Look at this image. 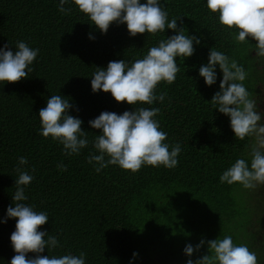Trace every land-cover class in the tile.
Here are the masks:
<instances>
[{
  "label": "trees",
  "instance_id": "obj_1",
  "mask_svg": "<svg viewBox=\"0 0 264 264\" xmlns=\"http://www.w3.org/2000/svg\"><path fill=\"white\" fill-rule=\"evenodd\" d=\"M160 3L169 22L182 17L178 27L200 43H194L191 57H177L180 72L175 82L157 86L158 95L167 93L163 102L130 105L117 102L110 92H93L91 79L97 67L142 59L160 40L177 32L131 36L126 23L114 22L103 33L74 0L65 5L72 9L69 14L59 11V0H0V48L8 44L15 52L17 41H24L40 50L29 77L0 83V264H11L16 255L10 239L16 218L7 217V208L15 207L17 167L34 176L25 186L24 203L48 214L40 230L59 240L58 247L50 252L46 247L41 255L84 252L85 264H186L208 254L205 243L189 257L184 252L187 244L231 235L234 243L246 244L256 252L258 264H264V185L246 189L238 182H220L237 159L250 166L254 138H236L230 116L211 103L223 79L219 65L211 86L199 74L214 47L244 66L248 76L243 83L253 98L259 81L257 42L237 44L233 35L238 29L221 25L207 0ZM51 95L69 100V114L83 121L89 143L79 155H65L62 144L40 134L39 110ZM139 107L160 109L155 119L168 134L165 142H178L182 149L178 166L145 165L133 173L109 165L96 172L98 165L89 163L88 157L99 154L93 141L102 130L92 128L89 121L104 111L123 114ZM22 156L27 165L18 164ZM61 163L66 171L57 167ZM133 253H138L135 259Z\"/></svg>",
  "mask_w": 264,
  "mask_h": 264
},
{
  "label": "clouds",
  "instance_id": "obj_2",
  "mask_svg": "<svg viewBox=\"0 0 264 264\" xmlns=\"http://www.w3.org/2000/svg\"><path fill=\"white\" fill-rule=\"evenodd\" d=\"M67 3L69 0H59L61 13H71L72 9L65 7ZM74 3L103 33H107L114 22L126 23L131 36L146 32L155 36L166 29L177 32L160 40L158 46L151 47L142 59L132 62L121 59L109 62L106 68L97 67L91 79L93 92H110L117 102L130 105H152L157 100L163 102L167 93L158 95L157 86L161 82L174 83L180 72L177 57H191L196 50L194 43H200L199 38L185 35L184 28L178 27L177 21L182 20V17H174L169 22V14L160 0H147L146 3H141V0H74ZM207 7L210 12L218 13L221 25L228 29H238V34L233 35L237 44L255 40L256 56L264 57V0H207ZM16 48L18 50L15 52L8 44L0 48V83L19 82L33 71L30 65L40 50L30 47L24 41H17ZM217 65L222 70L223 79L220 91L214 94L211 103L215 109L230 116L236 138L244 140L250 137L255 141L251 145L250 166L245 159H237L220 176V182L228 185L238 182L246 189H254L257 185H264L262 115L257 111L256 100L243 83L248 76L244 66L214 47L210 50L208 63L199 68L205 83L209 86L216 83ZM70 108L72 104L69 100L61 95H51L47 106L39 110L40 134L62 144L67 156L79 155L81 149L89 143L87 131L82 128V119L70 115ZM159 112L160 109L155 107H139L135 111L126 110L123 114L104 111L90 120L92 128L102 130V134L93 141L99 154L88 157L89 163L98 165L95 171L99 173L109 165H118L133 173L145 165L169 169L177 167L182 149L178 142L174 145L165 142L168 134L161 130L159 121L155 119ZM106 156L108 159H105ZM18 164L27 165V158L19 157ZM57 167L61 171L67 170L63 163ZM32 171H35L34 167ZM16 172L18 176L13 196L15 207L9 205L7 208V217L16 218L15 231L10 237L16 255L11 264H85L84 252L78 256L71 253L62 256L41 255L46 247L49 252L58 247L59 240L40 230L48 222V214L38 212L33 206L24 203L28 199L25 186L32 182L34 176L22 167H17ZM205 243L208 245V254L196 260L188 259L186 264H258L256 252L251 251L246 244L234 243L231 235L213 240L201 239L195 246L189 243L184 252L191 257ZM29 253L36 255L29 258ZM137 256L138 253H133L134 259Z\"/></svg>",
  "mask_w": 264,
  "mask_h": 264
},
{
  "label": "flooded vegetation",
  "instance_id": "obj_3",
  "mask_svg": "<svg viewBox=\"0 0 264 264\" xmlns=\"http://www.w3.org/2000/svg\"><path fill=\"white\" fill-rule=\"evenodd\" d=\"M255 54L256 53L254 52V55ZM257 63H258V65H257V67H258V76H256V78H259V81H258V83L255 86V92H254L253 99L256 100L257 111L260 112L261 115H262L261 123H264V57L256 58V64Z\"/></svg>",
  "mask_w": 264,
  "mask_h": 264
}]
</instances>
